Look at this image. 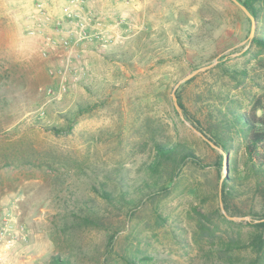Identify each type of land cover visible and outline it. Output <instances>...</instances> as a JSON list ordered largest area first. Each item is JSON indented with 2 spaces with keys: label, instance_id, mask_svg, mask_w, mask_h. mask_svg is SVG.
<instances>
[{
  "label": "rangeland",
  "instance_id": "rangeland-1",
  "mask_svg": "<svg viewBox=\"0 0 264 264\" xmlns=\"http://www.w3.org/2000/svg\"><path fill=\"white\" fill-rule=\"evenodd\" d=\"M252 26L232 0H0V236L7 227L14 240L0 264H249L261 232L247 213H264V196L239 183L234 206L249 220L228 225L214 213L225 215L214 198L217 149L172 94L205 125L230 98L264 113ZM157 143L201 160L168 191L148 170ZM89 208L108 230L77 226L73 213ZM228 241L231 259L215 251Z\"/></svg>",
  "mask_w": 264,
  "mask_h": 264
},
{
  "label": "trees",
  "instance_id": "trees-1",
  "mask_svg": "<svg viewBox=\"0 0 264 264\" xmlns=\"http://www.w3.org/2000/svg\"><path fill=\"white\" fill-rule=\"evenodd\" d=\"M238 1L247 8L257 23L255 36L251 44L256 45L264 53V0ZM226 72L230 73L234 79H240L246 76V71L230 72L226 70ZM178 99L185 119L223 151V153L219 150L216 151L218 160L215 167L218 168L219 180L215 185L214 198L221 199L224 209L230 217L242 216L241 209L234 206V199L243 187L240 184L247 182L250 184L248 186L255 196H264V113L259 114L258 112L260 104H257L259 107L254 106L249 110H243L237 99L230 98L225 101L223 107L213 106L209 113L210 119L207 125H205L200 119L191 115L182 104L181 99L179 97ZM67 129L52 128L58 134L68 133L72 127ZM242 151L244 163L241 166L238 156ZM232 153H235L233 159L230 158ZM199 161L201 162L196 152L186 145L180 143H157L155 145V159L149 164L148 170L152 177L155 178L154 186L160 189L159 191H168L174 184L183 166L189 163L199 165ZM223 170L226 171L225 175L223 174ZM99 196L106 201H113V196L106 190L101 192ZM214 213H217L226 224H236L233 220L223 215L219 207ZM73 215L75 221H78L77 226L79 228L88 227L108 230L103 218L98 216L90 208L86 211L82 210L79 214L74 212ZM247 215L255 218L254 221L256 223L249 224L261 232L260 235L254 237L251 241L255 256L249 264H264V213L259 214L251 210ZM212 216V213L202 215V219L198 223V240L208 234V231H211ZM232 245V241L220 243L215 247V251L219 256L224 257L228 255L227 257L231 259L229 253ZM224 260L220 258L219 262H223ZM52 264L74 263L70 259H62L60 256H54Z\"/></svg>",
  "mask_w": 264,
  "mask_h": 264
},
{
  "label": "water",
  "instance_id": "water-1",
  "mask_svg": "<svg viewBox=\"0 0 264 264\" xmlns=\"http://www.w3.org/2000/svg\"><path fill=\"white\" fill-rule=\"evenodd\" d=\"M232 1L235 2L237 5H239V6L242 8V10L247 14V16H249V18L252 20V24H253V26H252V33H253L254 30H255V24H256V23H255V19H254V17L251 15V13L247 10L246 7H244L243 5H241V4L238 2V0H232ZM217 62H218V60H216L215 63H217ZM210 67H212V66H207V67L201 68V69L197 70L196 72H194V73L188 75L184 80H182V81H180V82L178 83L177 87H178L182 82H186V81L190 80V79L193 78L197 73H199V72H201V71H204V70H206L207 68H210ZM172 96H173V100H174V104H175L176 110L181 114L182 118H184V116H183V114H182V109H181L180 105L178 104V99H177V96H176L175 91H174V93L172 94ZM192 128H193V130H194L197 134H199L204 140H206V141H207V142H208L213 148H215V149L219 150L221 153H223L222 149L218 148V147H217L216 145H214L211 141H209V140H208V139H207V138H206L201 132H199V131H198L197 129H195L194 127H192ZM226 163H227V161H226ZM220 201H221V199H220ZM221 206H222V209H223L224 214L227 216L228 219L233 220V221H240V220H244V219H245V220H249L248 218L230 217V216L227 215L226 211L224 210L222 201H221Z\"/></svg>",
  "mask_w": 264,
  "mask_h": 264
},
{
  "label": "built area",
  "instance_id": "built-area-1",
  "mask_svg": "<svg viewBox=\"0 0 264 264\" xmlns=\"http://www.w3.org/2000/svg\"><path fill=\"white\" fill-rule=\"evenodd\" d=\"M5 231H8L7 227L5 228ZM5 231L1 234L0 241H3V242L7 241L8 243L4 245L6 247L3 246V251L0 252V260L4 259L3 253L9 250L11 248V244L14 242L13 238H8V234Z\"/></svg>",
  "mask_w": 264,
  "mask_h": 264
}]
</instances>
